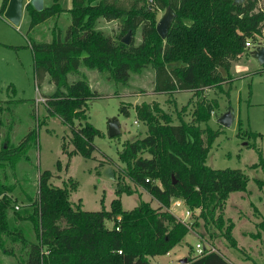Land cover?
I'll list each match as a JSON object with an SVG mask.
<instances>
[{
	"label": "trees",
	"instance_id": "obj_1",
	"mask_svg": "<svg viewBox=\"0 0 264 264\" xmlns=\"http://www.w3.org/2000/svg\"><path fill=\"white\" fill-rule=\"evenodd\" d=\"M7 1L0 0V15ZM45 1L50 4L45 3L40 11L30 4L23 10L30 29L62 12L69 17L62 37L57 33L48 43H29L36 76L47 75L55 89L46 98L45 109L70 128L72 150L60 146L68 159L72 155L89 159L92 140L99 135L85 115L86 100L95 97L94 93L84 80L66 81V75L78 74L81 66L106 73L108 79L120 84H126L131 73L150 69L154 94L189 92L198 99L195 120L186 123L177 116L178 123L171 124L156 103L134 107L135 118L145 125L146 133L125 142L117 158L124 166V177L156 201V208L140 201L134 209L123 211L118 198L132 190L121 186V175L113 171L117 198L110 202L108 211H83L79 203L73 208L67 198L75 183L68 180V189L54 187L49 171L38 175L36 200L13 210L12 190L0 182V248L1 236L12 233L8 209L13 210V221H28L35 235V242H20L24 249L20 264H150L149 257L167 254L190 228L203 229L208 240L215 236L209 230L213 229L234 248L233 223L223 218L224 204L231 193L245 191L247 179L239 170H212L204 165L218 132L198 125L207 123L216 105L214 100L201 97L224 82L219 69L228 72L230 64L245 51L247 39L251 47L246 49L250 50L258 45L255 37L264 39V9L257 7L258 0L239 4L232 0H149L150 4L147 0H70L66 11L60 9L58 0ZM166 8L172 10L174 18L161 39L155 31L156 12ZM99 21H121L120 36H105L96 28ZM127 31L139 32L137 45L121 44ZM119 111L126 114L121 108ZM74 121L78 122L76 128ZM32 136L29 132L15 148L2 147L0 164L10 162L13 166L11 162ZM258 158L263 167L260 155ZM98 167L104 168L102 164ZM175 199L187 208L188 219L190 212L198 210L190 227L167 212ZM256 227L264 233V220ZM19 238L18 233L11 240ZM185 264L233 263L210 248L186 257ZM260 264H264V255Z\"/></svg>",
	"mask_w": 264,
	"mask_h": 264
},
{
	"label": "rangeland",
	"instance_id": "obj_2",
	"mask_svg": "<svg viewBox=\"0 0 264 264\" xmlns=\"http://www.w3.org/2000/svg\"><path fill=\"white\" fill-rule=\"evenodd\" d=\"M61 3L64 6V1ZM147 4H150L149 0ZM257 7L264 9V0H258ZM163 12H156L157 21ZM68 24V15H59L30 29L24 10L17 26L11 25L0 15V149L15 148L29 132L33 133L24 151L11 162L13 166L10 162L0 164V182L11 188L9 196L12 207L16 205L20 209L36 200L38 175L42 171H49V182L54 187L68 189V180L75 183V189L68 191L67 198L73 208L79 203L83 211H108L110 202L117 198L116 181L101 176L98 166L102 164L116 176L121 175V186L132 190L130 195L121 194L118 198L123 211L134 209L140 201L156 208V201L124 177V166L117 158L125 142L142 138L146 133L145 125L135 118L134 107L141 103H156L171 124L178 123L177 116L190 123L195 120L194 104L198 99L189 92L154 94L150 69L131 73L127 83L120 84L108 79L106 73L81 66L78 74H67L66 81L70 84L84 80L94 93L95 97L86 100L85 115L87 123L98 130L99 135L92 140L93 151L89 159L79 155H72L68 159L60 146L64 144L66 151L72 150L69 143L70 128L55 115L47 113L46 98L55 89L47 75L36 76L29 47L30 42L48 43L57 33L62 37ZM120 24L121 21H99L96 28L105 36L115 39L120 36ZM262 31L264 34V27ZM139 42L138 31L130 34V43L137 45ZM255 42L257 46L264 47V39L255 37ZM219 72L224 82L204 92L201 97L206 101L214 100L216 105L207 123L198 126L218 132L204 165L212 170H239L247 179L245 191L231 193L224 204L223 218L233 223L231 236L235 247H229L213 229L209 228L215 232V236L208 240L203 229L190 228L183 240L167 254L149 257L150 264H179V260L196 256V244L206 251L210 248L217 250L233 264H260L262 261L264 233L256 224L264 220V163L263 167L259 165L258 158L260 155L264 162V66L258 65L244 53L230 64L227 73L221 69ZM228 107L233 110L234 120L230 127H223L216 123V118ZM120 108L126 114L120 112ZM113 118L117 120L119 133L108 137L107 122ZM73 126L76 128L78 122L74 121ZM255 134L259 136L253 137ZM184 210H187L185 205L175 214L182 216ZM12 212L7 210L12 233L10 236H1L3 246L0 248V264H20L24 259L20 242H35L29 222L13 221ZM190 213L191 217L184 222L188 227L198 210ZM105 226L110 228L111 223L105 222ZM18 233L20 238L12 241L11 237L14 234L18 236Z\"/></svg>",
	"mask_w": 264,
	"mask_h": 264
},
{
	"label": "water",
	"instance_id": "obj_3",
	"mask_svg": "<svg viewBox=\"0 0 264 264\" xmlns=\"http://www.w3.org/2000/svg\"><path fill=\"white\" fill-rule=\"evenodd\" d=\"M243 0H232L233 4H239ZM25 2V3H23ZM26 4H30L35 11H40L43 8V0H8L6 7L2 13V17L8 21L11 25L17 26L20 22L22 10ZM174 18V13L170 8H166L160 17V19L155 24L156 34L164 39L167 30ZM130 31H127L121 38V44L128 46L130 44ZM249 56L257 62L258 65L264 64V47L256 46L250 50ZM234 120L233 110L228 107L222 112L217 118L216 123L223 127H230ZM119 133L118 123L116 119H110L107 122V135L108 137H114ZM101 176L108 180H114L112 171L108 167L101 168L99 170ZM174 183V181H173ZM186 259L179 261V264H185Z\"/></svg>",
	"mask_w": 264,
	"mask_h": 264
},
{
	"label": "built area",
	"instance_id": "obj_4",
	"mask_svg": "<svg viewBox=\"0 0 264 264\" xmlns=\"http://www.w3.org/2000/svg\"><path fill=\"white\" fill-rule=\"evenodd\" d=\"M244 47H245V48H250V47H251L250 41H246V42L244 43ZM181 207H183V204L181 203V201L175 199V200H173V201L170 203V206H169V208L167 209V212L170 213L171 215H173V216L175 217V219L178 220L179 222L184 223L185 220L188 219L189 212H188L187 210H184V211L182 212V216H179V215L177 216V215L175 214V212L177 211V209L179 210V209H181ZM17 209H18V206L14 205V206H13V210H17ZM182 209H183V208H182ZM181 211H182V210H181ZM194 248H195V254H196V256L201 255L202 252H203V250H204L203 248L200 247L199 244H196V245L194 246Z\"/></svg>",
	"mask_w": 264,
	"mask_h": 264
},
{
	"label": "crops",
	"instance_id": "obj_5",
	"mask_svg": "<svg viewBox=\"0 0 264 264\" xmlns=\"http://www.w3.org/2000/svg\"><path fill=\"white\" fill-rule=\"evenodd\" d=\"M62 1H64V6H63L62 3H61ZM45 3H47V1L43 0V5H44ZM57 3H58V5H59L60 9H62V10H64V11L69 10V8H70V0H58ZM59 15L64 16V15H67V13H66V12H62V13H60ZM59 15H58V16H59ZM21 18H22V15H21ZM20 20H21V19H20ZM66 27H67V26H66ZM245 51H247V52H248V55H249V51H250V49H246V48H245ZM245 51H244L242 54L246 53ZM220 74H221V72H220ZM221 76H222V74H221ZM222 77H223V76H222ZM177 211H179V210L177 209ZM177 211H176V212H177ZM179 261H180V260H179Z\"/></svg>",
	"mask_w": 264,
	"mask_h": 264
}]
</instances>
